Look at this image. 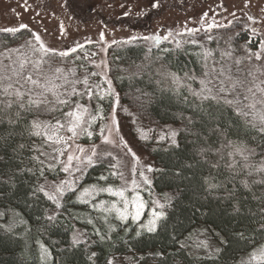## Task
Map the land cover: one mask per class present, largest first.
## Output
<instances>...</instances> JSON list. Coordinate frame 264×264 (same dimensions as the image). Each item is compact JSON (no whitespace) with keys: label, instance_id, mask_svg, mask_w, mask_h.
I'll return each instance as SVG.
<instances>
[{"label":"trees","instance_id":"trees-1","mask_svg":"<svg viewBox=\"0 0 264 264\" xmlns=\"http://www.w3.org/2000/svg\"><path fill=\"white\" fill-rule=\"evenodd\" d=\"M233 28L181 40L180 47L167 39L150 44L134 38L108 48L109 75L121 99L144 120L179 125L176 144L151 148L157 168L147 188L166 199L154 231L90 214L87 219L77 189L50 200L45 192L51 193L66 173L59 163L48 168L46 162L41 175L42 166L33 159L41 139L29 129L34 119L62 118L66 109L39 113L0 104V264H106L112 253L129 251L141 256L137 264H235L264 242V172L256 171L264 164V132L223 100L196 95L201 81L218 83L221 66L236 67L238 56L244 60L243 46L255 48L249 29L235 33ZM17 46L42 55L32 51L38 43L29 28L0 29V75L8 66L4 54ZM225 51L232 56L224 57ZM70 57L52 52L44 59L57 66ZM110 103L108 95L99 107ZM229 141L251 150L247 163L252 167L228 155L233 151ZM111 176L109 163L97 160L84 171L79 189L111 184ZM41 185L45 192L38 191ZM199 226L218 246L213 255L194 254L186 242Z\"/></svg>","mask_w":264,"mask_h":264},{"label":"rangeland","instance_id":"rangeland-1","mask_svg":"<svg viewBox=\"0 0 264 264\" xmlns=\"http://www.w3.org/2000/svg\"><path fill=\"white\" fill-rule=\"evenodd\" d=\"M21 25L32 31L34 39L38 35L40 42L53 52H68L71 55L68 61L60 65H50L52 69L61 68L63 75L69 80L83 79L89 73L97 72L100 75L90 77V83L95 82L101 86L96 91L104 97L103 99L111 96L107 109L99 107V102L103 99L73 97L88 105L96 119L90 121L91 127L88 128L92 135L89 137L81 131L70 141L72 147L68 154L80 155L84 159L86 155L91 154L95 146L97 155L92 158L91 163L86 159L83 163L74 161L80 171L73 168L62 180L56 181L55 185L67 181L70 186L65 183L64 192L77 189L76 199L87 207V219L91 216L104 220L110 218L112 221L132 223L148 230L150 222L156 219L153 212H160V205H164L166 200L147 188L152 172L157 168L155 159L151 156V148L157 143L173 144L172 132L176 133L177 143L179 125L144 120L121 99L109 75V46L120 40L153 36L161 37L159 41H162L169 32L172 35L168 36L167 40L176 42L201 35L206 38L215 36V33L222 29L235 26L233 32H238L240 27L249 29V40L251 43L255 42V48L245 45L242 50L245 49L247 53L256 52L260 50L261 42H264V0H0V29H18L22 28ZM209 25L212 27L209 28ZM189 29L199 31L190 33ZM179 33L183 35H178ZM205 38L203 39L206 40ZM146 41L150 44L159 42L153 39ZM37 43L39 48V42ZM74 48L75 52L72 51ZM31 53V49L17 46L4 54V60L12 67H18L21 61H27L31 71V62L38 59V55ZM238 58L241 59L240 56ZM77 59H83L84 62L77 64ZM46 65L44 70L51 76L49 66ZM225 68H231L232 74L237 72L236 67L228 63ZM7 74L11 75V72ZM105 78L111 82L110 89L104 82ZM15 79L13 77V80ZM57 83H63V80ZM77 87L83 90L82 85ZM101 129H105L104 135H101ZM105 135L113 143H104ZM77 146L83 148L84 153L78 152ZM128 148L136 154L138 161L128 153ZM97 160L109 163L113 182L102 187L92 185L79 189L84 171ZM65 161L66 156L61 157L59 164L62 166ZM149 168L152 170L149 171ZM102 188L123 190L124 198L100 191ZM148 195L150 198L147 199ZM125 199L129 203L126 218L121 219L120 212L124 210ZM141 202L144 207L140 209L139 217L133 219L136 213L135 205ZM89 214L91 216H88ZM186 242L192 252L198 255H213L218 248L208 235L207 229L200 226L193 230ZM261 247H264V242L251 252L242 254L235 264H259L251 257L257 254ZM140 258L134 251L112 253L106 264H137Z\"/></svg>","mask_w":264,"mask_h":264},{"label":"snow or ice","instance_id":"snow-or-ice-1","mask_svg":"<svg viewBox=\"0 0 264 264\" xmlns=\"http://www.w3.org/2000/svg\"><path fill=\"white\" fill-rule=\"evenodd\" d=\"M21 27H26L21 25ZM212 25H209L211 28ZM4 31H17V29H4ZM190 33L199 31L198 29L188 30ZM255 31V30H253ZM172 33L169 32L168 36ZM178 35H183L179 33ZM168 36L163 37V39H168ZM145 40L153 39L159 41L161 37H144ZM35 40L39 42V48L33 47L32 51L34 53L42 54L38 56L36 61L31 62L32 70L29 71L27 61H21L18 67L5 66L4 74L0 75V96L5 99L0 100V104L4 108H11L14 104L18 105L20 108L26 111H36L39 113L52 112L60 110L61 108L67 109L61 112L62 119H55L53 122L41 121L39 119H34L30 125V135L40 137L41 146L37 148L38 155L33 157L41 167V175H43V166L47 162V167L52 168L54 162L59 163L61 157L66 156V161L62 163V171L69 173L73 168L76 171H80V168L74 164L75 162L83 163L84 159L88 163L92 162V158L97 155L96 147L92 148L91 154L86 155L84 159L80 155L68 154L69 149L72 147L70 141H73L79 133L85 132L90 137L92 133L88 131L91 127L90 121L96 119L95 115L92 114L88 105L80 103L78 99H73V97H83L87 96L89 100L93 97L103 99L104 97L99 95L96 89L100 88L99 84L95 82L90 83V77L100 75L97 72H92L86 75L83 79H73L69 80L67 76L63 75V70L61 68L52 69L49 65V71L51 76L48 75L44 70V65L48 63L44 59L53 50L47 48L42 42H40V37L35 36ZM196 44V40L190 41ZM177 47H180V42L177 41ZM73 52L76 49H72ZM60 56L69 55L68 52H60ZM210 55V53H209ZM224 57H231V51H225L223 53ZM264 42H261L260 50L256 52H250L245 55L244 60L236 59L234 64L236 66V71L239 73L233 76L231 68H225L221 66L220 71L216 73L215 80L218 83H214L213 79H208L207 81H201L203 85L201 92L196 93V95L201 96L203 99L212 100H223V102L231 106L236 113L245 118L246 122L250 124L253 128H259L261 132H264ZM243 65V66H242ZM10 71L11 75H7ZM216 72V69L212 70ZM75 73H73V76ZM208 75V74H206ZM13 77L16 79L13 80ZM63 80V83H57V81ZM108 88H111V82L105 78L104 81ZM173 82L176 83L177 78L173 76ZM77 85H82L83 90L79 89ZM211 85V86H210ZM103 90V89H102ZM107 91V90H103ZM231 97V98H229ZM19 115V114H17ZM118 130V129H117ZM111 131L110 129L108 130ZM105 129H101V135H104ZM70 134V135H67ZM175 132H172V143L175 144ZM146 138V137H145ZM163 138V137H162ZM104 143H113L108 136H104ZM228 145L233 148L232 152H229V156H239L241 157L242 167L249 168L252 167L248 162L251 150L244 146H235L231 141ZM23 147V145H21ZM127 148V144L125 143ZM77 151L84 153V149L77 146ZM128 153L131 154L134 160L138 161V157L128 148ZM111 155V153H109ZM43 157L44 159H41ZM229 167H233V164H229ZM149 171L152 169L149 168ZM256 171L264 172V164L256 168ZM251 174V173H249ZM123 178V174H119ZM143 175V173H141ZM102 179H104L102 177ZM70 182L64 181L53 187L51 193L45 192V187L41 185L38 191L45 192L50 200L57 201L58 197L64 192V185ZM135 183V181H133ZM214 186V185H213ZM100 191H106L112 195H118L124 198V191H113L112 188H102ZM87 194V190H85ZM139 199V197H137ZM127 199L124 200V210L120 212V218L125 219L128 207ZM136 213L133 219H136L140 215V209L144 207L143 203H138L135 205ZM161 208L164 205H160ZM115 208V205H113ZM163 212H153V216L156 219L163 217ZM156 219L150 222L149 231L155 230ZM77 238L74 237V241ZM252 260L258 261L259 264H264V247L258 250L257 254L251 257Z\"/></svg>","mask_w":264,"mask_h":264}]
</instances>
